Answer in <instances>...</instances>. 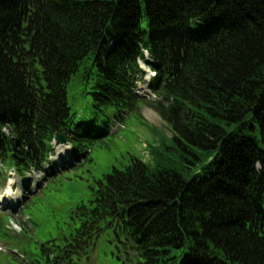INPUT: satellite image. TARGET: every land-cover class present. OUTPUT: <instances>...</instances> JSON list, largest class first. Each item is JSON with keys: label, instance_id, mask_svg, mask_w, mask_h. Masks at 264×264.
Instances as JSON below:
<instances>
[{"label": "trees", "instance_id": "1", "mask_svg": "<svg viewBox=\"0 0 264 264\" xmlns=\"http://www.w3.org/2000/svg\"><path fill=\"white\" fill-rule=\"evenodd\" d=\"M141 45L172 159L153 149V167L130 157L97 180L31 264H74L104 230L141 264H264V0H0V165L56 174L57 134L68 168L85 159L139 107ZM74 77L87 120L67 102Z\"/></svg>", "mask_w": 264, "mask_h": 264}, {"label": "rangeland", "instance_id": "2", "mask_svg": "<svg viewBox=\"0 0 264 264\" xmlns=\"http://www.w3.org/2000/svg\"><path fill=\"white\" fill-rule=\"evenodd\" d=\"M142 26H145L144 21ZM145 75L143 71L141 78L136 79V93L142 98L136 112L127 116L115 132L112 129L108 137L95 140L86 158L74 167L67 169L70 166V151L60 155L59 158L65 163L56 167V174L44 176L31 188L35 177H21L15 171H6L13 169L4 170L0 165V189L9 182L10 175H14L22 181L20 187L24 192L21 199L5 197L0 205V264H31L33 254L37 255L41 247L51 248L54 243L59 244L69 230L70 213L74 207L80 202L87 203L97 187V180L114 168L123 170L130 157H136L153 167L157 162L150 151L154 149L172 159V150L168 149L177 145L171 140L170 127L148 104L158 98L153 99ZM88 92V88L75 77L67 85V102L76 121L92 117ZM106 113L112 116L115 110L108 108ZM53 162L59 164V159ZM34 175L39 173L34 172ZM26 185L30 191H26ZM9 215L18 216L22 227L8 223ZM140 262L130 247L116 240L110 230H104L98 236L90 253L74 260V264Z\"/></svg>", "mask_w": 264, "mask_h": 264}, {"label": "clouds", "instance_id": "3", "mask_svg": "<svg viewBox=\"0 0 264 264\" xmlns=\"http://www.w3.org/2000/svg\"><path fill=\"white\" fill-rule=\"evenodd\" d=\"M140 52L143 54V58L140 56H137L136 63L139 66L141 70H143L146 75L144 79L148 81L149 83L153 78L159 75L158 70L151 67L150 64H146L145 61L152 60V55L149 50V48L144 47L143 45L140 46ZM157 98V94L153 93V99ZM51 147L53 149V153L49 154L50 160H57L59 159L60 155L66 154L67 152L72 150V144L70 141L65 139V141L58 140L57 136H53L52 141L50 142ZM255 167L259 171L261 168V164L259 161L256 162ZM6 171H14V170H6ZM26 175L32 177H35V179L32 180L30 187L33 188L36 185L37 180H43L44 174L41 172L39 175H34L33 172L26 173ZM22 184V181H20L17 177L14 175H10L9 182L0 189V205H2L3 200L5 197L11 199V200H17V198H22L24 195V192L22 190V187L20 185ZM13 185H17L16 188L13 187ZM7 222L16 226V227H22L20 223V218L18 216L9 215L7 217Z\"/></svg>", "mask_w": 264, "mask_h": 264}, {"label": "water", "instance_id": "4", "mask_svg": "<svg viewBox=\"0 0 264 264\" xmlns=\"http://www.w3.org/2000/svg\"><path fill=\"white\" fill-rule=\"evenodd\" d=\"M56 136H57L58 140L65 141V137L63 135L57 134Z\"/></svg>", "mask_w": 264, "mask_h": 264}]
</instances>
